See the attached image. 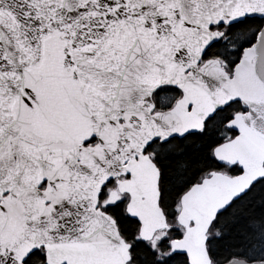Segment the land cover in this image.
<instances>
[{
	"label": "snow or ice",
	"instance_id": "1",
	"mask_svg": "<svg viewBox=\"0 0 264 264\" xmlns=\"http://www.w3.org/2000/svg\"><path fill=\"white\" fill-rule=\"evenodd\" d=\"M0 264H264V0H0Z\"/></svg>",
	"mask_w": 264,
	"mask_h": 264
}]
</instances>
